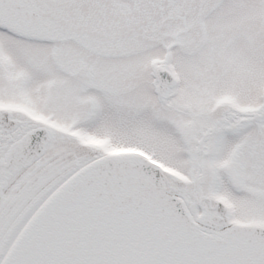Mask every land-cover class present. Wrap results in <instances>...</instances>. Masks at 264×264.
Returning a JSON list of instances; mask_svg holds the SVG:
<instances>
[{
    "label": "snow or ice",
    "instance_id": "6c2138e0",
    "mask_svg": "<svg viewBox=\"0 0 264 264\" xmlns=\"http://www.w3.org/2000/svg\"><path fill=\"white\" fill-rule=\"evenodd\" d=\"M0 264H264V0H0Z\"/></svg>",
    "mask_w": 264,
    "mask_h": 264
}]
</instances>
